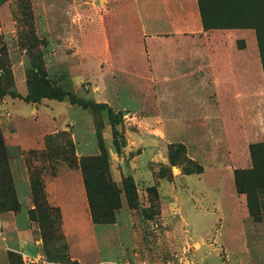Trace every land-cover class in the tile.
Instances as JSON below:
<instances>
[{
    "label": "rangeland",
    "instance_id": "1",
    "mask_svg": "<svg viewBox=\"0 0 264 264\" xmlns=\"http://www.w3.org/2000/svg\"><path fill=\"white\" fill-rule=\"evenodd\" d=\"M169 11L200 19L197 0H0V173L15 194L2 174L0 264H264L255 32L175 36ZM38 89L111 108L122 155L106 110L80 129L68 97L21 99ZM99 143L120 199L109 224L93 223L79 168Z\"/></svg>",
    "mask_w": 264,
    "mask_h": 264
},
{
    "label": "trees",
    "instance_id": "2",
    "mask_svg": "<svg viewBox=\"0 0 264 264\" xmlns=\"http://www.w3.org/2000/svg\"><path fill=\"white\" fill-rule=\"evenodd\" d=\"M216 1L217 0H197L203 30H254L264 70V11L259 7V1L264 2V0H245V2H243V0H236V5L239 4L240 6L232 8V10L227 13L228 15L223 14L222 11L221 15H219L220 11H218L216 7ZM245 3H247L246 6L244 5ZM249 6L251 7L250 9H248ZM64 97H68L71 105H78L83 110H90L94 114L106 110L111 127L113 151L118 156L122 155L126 142L123 135H121L117 129L118 124L111 108L105 104L90 101L78 102L75 100L74 95L69 92H62L58 94L51 92L48 89H38L35 93L28 94L25 98L21 99H23L26 103L35 104L43 98L62 101ZM98 147L102 153L104 149L103 145L99 143ZM0 154L3 156L5 155V148L1 137ZM79 168L83 176V184L93 223H113V212L120 208V199L116 183L110 178L108 163L105 156L102 153L99 156L83 157L80 160ZM6 173V168H3L1 169L0 176L3 174V177L6 180H4L6 191L9 193L11 198H14L15 194L10 184L9 176ZM9 209L18 210V202L13 200Z\"/></svg>",
    "mask_w": 264,
    "mask_h": 264
},
{
    "label": "crops",
    "instance_id": "3",
    "mask_svg": "<svg viewBox=\"0 0 264 264\" xmlns=\"http://www.w3.org/2000/svg\"><path fill=\"white\" fill-rule=\"evenodd\" d=\"M143 10V9H142ZM170 13V16H173V17H169L171 18L170 20H168V26H167V29H168V32H171V34H174L175 36H177L178 34H181V33H191V34H207V31H204L203 28H202V24H201V20L198 18H196V20H190V19H187L185 17H180L176 12H172V11H169ZM215 32H219V31H225L227 32L228 30H214ZM230 31V30H229ZM219 34V33H217ZM227 67H225L224 70H222V72H225ZM224 74V73H222ZM59 102V101H58ZM62 102H65V104H67V109L69 110H75V113H76V116L74 117H67V118H70L69 122L71 124H74L76 125L78 128L80 129H83V122L81 119H83L84 115H86L87 111L86 110H83L82 108H79L78 106H75V105H71L70 102L64 100ZM98 102H103L102 99H100ZM20 129V128H19ZM18 129V132H16V134H18V136H20V139L22 140L23 143L25 144H30L33 140V138H31L30 134L27 133V132H24V131H19ZM78 147V145H77ZM77 150V155L81 156V154L83 153V148L82 149H78L76 148ZM112 151L113 149L111 150V148L108 146V152H109V155L112 156ZM98 152V151H97ZM91 154H96V152L94 153H91ZM23 184L22 185V190L24 189L25 192H22L23 195H27L28 194V184L25 183V181H23Z\"/></svg>",
    "mask_w": 264,
    "mask_h": 264
}]
</instances>
